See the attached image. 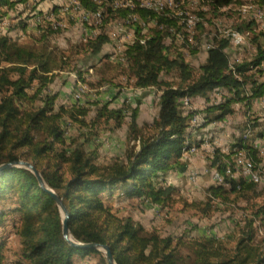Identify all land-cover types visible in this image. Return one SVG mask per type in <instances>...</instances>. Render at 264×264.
<instances>
[{
	"label": "trees",
	"instance_id": "obj_1",
	"mask_svg": "<svg viewBox=\"0 0 264 264\" xmlns=\"http://www.w3.org/2000/svg\"><path fill=\"white\" fill-rule=\"evenodd\" d=\"M80 1L90 11L104 7L110 13L106 11L96 36L85 38L82 33V39L68 40L62 47L58 40L75 28L48 24L36 34L28 25L30 12L38 4L43 10L46 2L55 5L54 0H0V22H11L7 32H0V166L5 164L0 169V264H109L104 251L78 248L67 241L56 199L31 169L7 165L20 160H30L47 186L63 198L71 213L73 239L109 245L118 264H264V250H260L264 234L255 219L264 226V186L229 175L225 166L228 155L220 148L208 158V168L217 170L223 181L209 184L200 195L188 198L169 180L174 172L187 177L192 166L183 158V151L189 145L187 130L195 112L186 114L181 98H209L211 92L219 91L220 98L203 108L212 123L234 115L239 103L247 112L251 103L264 95L259 68L264 61V31L250 38L256 45L255 54L235 62L232 70L223 63L231 46L229 38L222 39L197 66L194 59L203 51L199 46L193 48L194 57L189 59L186 46L175 44V34L181 30L176 18L145 8L116 9L109 5L114 0ZM237 1L204 0V4L218 14ZM259 1L264 5V0ZM133 12L139 18L134 19ZM122 19H130L129 26L137 37L128 45L125 61L109 60L112 63L107 64L123 66L122 73L136 88L159 89L152 121L139 120L143 96L136 98V106L112 107L111 102L100 100L93 103L94 108L82 100L68 106L59 103V93L52 88L64 71L89 81L96 65L85 69L79 56L96 57L106 46L112 48L108 24ZM139 19H156L158 24L145 29ZM199 27L205 29L204 21ZM237 27L244 29L250 23ZM21 30L27 34L24 39L18 34ZM104 82L113 83L106 78L99 81ZM69 123L77 127L76 136L70 134ZM126 123L129 137L136 142L125 157L104 161L100 144L87 146L102 127L116 129ZM246 126L240 123L234 146H245ZM259 135H264V129ZM251 149L264 166V156ZM124 199L164 209L182 203L202 219L229 213L225 217L234 225L222 235L196 237L194 225L186 226L181 234L165 236L158 229H147L131 215H121L115 204ZM12 235L16 237L14 248L9 243Z\"/></svg>",
	"mask_w": 264,
	"mask_h": 264
},
{
	"label": "bare ground",
	"instance_id": "obj_2",
	"mask_svg": "<svg viewBox=\"0 0 264 264\" xmlns=\"http://www.w3.org/2000/svg\"><path fill=\"white\" fill-rule=\"evenodd\" d=\"M64 1L73 2L77 5L78 10L85 12L87 15H94L95 17L79 19V15H69L63 18L58 14L57 2H55V5L50 4L51 13L44 14V7L43 10H41L40 4H38L36 9H34V18H38V24L41 25H38L37 29H34L29 25L28 20L29 30L36 34H40L48 24H52L54 28H83V34L85 38H87L91 35L96 36L97 32L100 31V28L103 25L106 11L107 14L110 13L104 7L98 11H90L85 8L80 0ZM109 5L116 9L122 8L131 11H134L137 8H145L159 16L176 18L178 23L177 26L181 30L175 34V44L186 46V56L189 59L194 57L192 53L193 48L198 46L203 52L209 53L210 50L218 47L222 39L229 38L231 41L230 50H233L232 47L241 48L251 45L250 38L253 36V33L264 31V24L258 19L260 14H264V7L259 6L257 0H243L239 8L243 17L251 24L247 31H242L223 21L221 18H216L212 21L206 20L204 18V12L207 11L208 8L205 7L204 0H114L111 1ZM132 16L134 19L139 18L138 14L134 12L132 13ZM139 20L145 29H153L158 24L156 19H150L149 21L144 19ZM200 21H204L205 29L199 27ZM129 22L130 19L113 20L109 22L107 33L112 39L113 45L109 52L108 60L113 62H123L126 60V49L131 41H134L137 37L136 30L129 26ZM209 23L211 24V27L209 26ZM10 24L11 22L9 19L6 21V27H4L5 19L0 22V32H7L10 29ZM235 30L240 33V38H235ZM120 33L128 34V38L122 39ZM18 34L19 36H22V38L27 36L23 30L19 31ZM168 39L170 40L169 43L173 41L172 37ZM242 59H244V57H242L241 53L240 56L233 58L229 62L224 59L225 61H223V63L226 66H229V69L232 70L235 62L241 61ZM259 68L262 70L260 80L264 81V61L259 65ZM90 78L91 76H89L88 79ZM107 85L109 84H105L103 88ZM87 91V86L79 81L75 90V97L77 100H82ZM213 93L214 92H211L209 94V98L204 96H184L181 98L182 109L185 113L189 114L195 112L192 115L187 130V143L189 145L183 151V158L189 160L191 165H193L194 157L198 155L199 152L206 153L209 158L213 156L215 149L220 148L224 154L228 155V158L225 159V166L229 175L234 178L242 177L264 186V166L257 161L251 149H256V144L258 146H264V135H259L260 130L264 129V118L255 117V111L258 110L259 107L263 108L264 111V95L255 99L251 103V107L245 115V119L243 120V123H247L244 132L245 146L239 148L238 146H234L235 139L225 142V145L219 144L224 142L223 134L228 128V123L225 120L211 123L208 121L207 115L203 111L206 104L214 102ZM198 100L200 102H198ZM242 105L244 104L239 103L237 105V111ZM247 132L251 135L247 136ZM239 133L237 135H239ZM191 139H194L193 143H190ZM207 142L208 148L205 147ZM245 170L252 174L247 173ZM208 172L214 175V178L211 181L212 184L223 181V177L217 172V170H208ZM192 178L194 179L193 173ZM255 219L258 230L264 234L263 224H261L257 217H255ZM260 250H264V245Z\"/></svg>",
	"mask_w": 264,
	"mask_h": 264
},
{
	"label": "rangeland",
	"instance_id": "obj_3",
	"mask_svg": "<svg viewBox=\"0 0 264 264\" xmlns=\"http://www.w3.org/2000/svg\"><path fill=\"white\" fill-rule=\"evenodd\" d=\"M242 2L243 0H239L231 7H225L218 12V14L212 12L210 7L205 4V7L208 8V10L204 12V18L208 21L221 18L228 24L238 28L237 25L247 22L239 9ZM257 3L259 6L264 7V5L260 4L259 0H257ZM210 23L209 26L211 27ZM248 28L249 27L240 30L247 31ZM82 33H84L83 28L72 29L69 32H65L63 37L58 40L59 45L64 47L68 40L77 41L82 39ZM255 46V44L251 43V45L241 48H234V51H228L229 53L225 54V60L229 62L233 58L240 56L241 53L244 58L250 57L255 54ZM111 49L110 45L106 46L104 53L96 57L83 54L79 56L80 62L82 63L81 65H84L85 69L90 65H96L91 70L92 73L89 81L83 82L79 79V81L88 88L87 93L82 98V102L85 105H93V108V103L97 100L111 102L112 107H120L131 102L132 106H136V98L138 96H143L139 120L141 123L144 121H152L157 112V103L160 95L159 89L156 86L147 89L136 88L133 80L128 79L124 75L126 73H122L120 67L123 66L119 65L120 67H118L117 65L107 64L112 63L106 59V54H108ZM213 50L210 51L214 52ZM207 53L204 55H197L194 59V64L197 66L200 65L202 60H205L208 55ZM102 69L104 71H102ZM102 78L113 81V83H111L112 85H107L103 88L105 82L102 84L99 83ZM79 81L75 73L70 74L67 71L59 73L52 88L59 93L60 104L69 106L74 104L75 101H78L75 97V90ZM89 82H92L93 84ZM258 110L261 112V115L259 116L257 112L256 116L262 117L264 115L263 108L259 107ZM127 120L130 121V118L127 117ZM242 120L243 115L240 111L231 120L232 138L240 132L239 125ZM70 126V134L76 136L78 134L77 127L72 124H70ZM135 142V140L129 137V123H126L124 127L116 129L110 125L107 128L102 127L96 138H94L87 146L89 148H94L97 143L100 144L102 160L109 161L115 156L122 158L125 157L128 150L133 148ZM208 170H210L208 168V157L206 153L199 152V154L194 157V163L187 177L174 172L170 174L169 180L172 184L180 186L185 197L192 198L196 195H200L204 190V187L208 186L213 180V175L208 172ZM193 171L198 175L196 179L192 178ZM115 207L121 215H131L137 221L145 225L147 229H158L165 236L170 234H181L186 226L192 227L194 225H197L196 229L193 231V235L196 237L206 234L222 235L229 232L234 225L232 220L225 217L226 215H229V213H218L212 219H202L196 211L185 208L182 203H177L172 207L164 209L149 206L139 200L130 201L124 199L120 202H116ZM9 243L12 244L13 248L16 246V237L14 235L9 238ZM10 255H12V253H9V256Z\"/></svg>",
	"mask_w": 264,
	"mask_h": 264
},
{
	"label": "water",
	"instance_id": "obj_4",
	"mask_svg": "<svg viewBox=\"0 0 264 264\" xmlns=\"http://www.w3.org/2000/svg\"><path fill=\"white\" fill-rule=\"evenodd\" d=\"M4 165H1L0 169L2 167H4ZM7 165H21V166H26L29 169H31L36 174L38 179L40 180L41 185L45 189H47L52 194V196L56 199V201H57V203L61 209V212L63 214V218H64V220H63V233H64V236L68 242H70L71 244L75 245L78 248H92V249L102 250L106 253L107 260H108L109 264H118L115 257H114L113 251L109 245H103V244L94 243V242L93 243H83V242H77L73 239L72 234H71V230H70V226H69V220L71 218V213H70L69 209L67 208L63 198L59 194H57L52 188L47 186L41 172L37 169V167L32 162H30L28 160H20V161L10 163Z\"/></svg>",
	"mask_w": 264,
	"mask_h": 264
},
{
	"label": "built area",
	"instance_id": "obj_5",
	"mask_svg": "<svg viewBox=\"0 0 264 264\" xmlns=\"http://www.w3.org/2000/svg\"><path fill=\"white\" fill-rule=\"evenodd\" d=\"M32 1L33 2L36 1V3H37V1H39V0H32ZM54 2H57L58 14H60L63 18H65L66 16H69V15H79V19H84L86 17H95L94 15H87L85 12L78 10L77 5L74 4L73 2L64 1V0H54ZM168 3L170 4L169 1H168ZM48 13H51L50 12V4L48 2H46L44 4V14H48ZM258 19L260 21H262V24H264V14H260ZM28 20H29V25L34 29H37V26L41 25V24H38V18H34V10H32L30 12V17L28 18ZM6 21H7V19H5L4 27H6ZM120 37L122 39L128 38V34L120 33ZM235 38H240V33L237 30H235ZM240 46H243V45H240ZM213 94H214V102H215L220 98V92L214 91ZM257 112H258L259 116L261 115V112L259 110H256L255 111V117L256 118L259 117V116H256ZM259 118H264V115L262 117H259ZM225 121L228 123V120L225 119ZM250 135L251 134L249 132H247V136H250ZM232 139H235V136ZM219 144L225 145V141L222 143H219ZM205 147L208 148V142H207ZM256 150L260 153L261 156H264V146H258L256 144ZM245 171H247V170H245ZM247 173H250V172L247 171ZM250 174H252V173H250ZM193 176H194V179H196V177L198 175L196 172L193 171ZM213 178H214V175H213Z\"/></svg>",
	"mask_w": 264,
	"mask_h": 264
},
{
	"label": "crops",
	"instance_id": "obj_6",
	"mask_svg": "<svg viewBox=\"0 0 264 264\" xmlns=\"http://www.w3.org/2000/svg\"><path fill=\"white\" fill-rule=\"evenodd\" d=\"M232 49L234 50V48L232 47ZM233 50H230L229 49V51H233ZM205 53H207V52H203V54L202 55H204ZM226 53H229V52H226ZM208 54V53H207ZM210 54V53H209ZM208 54V55H209ZM198 102H200L199 100H198ZM245 105H242V106H240V109L238 110V111H236V113L234 114V115H232L229 119H228V125H227V130H226V132L223 134V140L225 141V142H229L230 140H231V138H232V136H233V134H232V119H233V117L234 116H236L237 115V113L240 111V112H242V115H243V120L245 119V115H246V113L247 112H245L244 113V107ZM247 107H249V106H247ZM249 109H250V107H249ZM248 109V110H249ZM247 110V111H248ZM243 120H242V122H243ZM240 126V125H239ZM192 167V166H191ZM190 172V171H189ZM211 184V183H210Z\"/></svg>",
	"mask_w": 264,
	"mask_h": 264
}]
</instances>
